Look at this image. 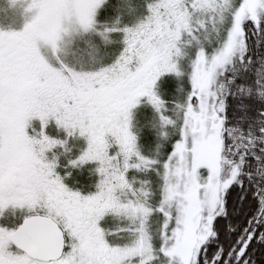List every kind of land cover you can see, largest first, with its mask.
I'll return each mask as SVG.
<instances>
[{
    "label": "snow or ice",
    "instance_id": "obj_1",
    "mask_svg": "<svg viewBox=\"0 0 264 264\" xmlns=\"http://www.w3.org/2000/svg\"><path fill=\"white\" fill-rule=\"evenodd\" d=\"M0 264H264V0H0Z\"/></svg>",
    "mask_w": 264,
    "mask_h": 264
}]
</instances>
